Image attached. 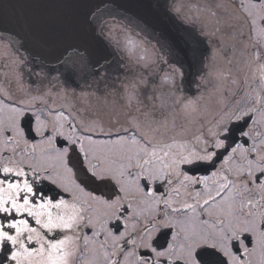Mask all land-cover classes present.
<instances>
[{
	"label": "snow or ice",
	"instance_id": "6c2138e0",
	"mask_svg": "<svg viewBox=\"0 0 264 264\" xmlns=\"http://www.w3.org/2000/svg\"><path fill=\"white\" fill-rule=\"evenodd\" d=\"M113 4L64 0L55 17L16 21L20 47L52 66L35 74L37 95L0 89V264H264V94L249 92L208 119L203 95H183L204 56L200 37L215 35L200 13L137 0L142 13L124 23L131 8L116 5L120 20ZM240 8L256 32L264 93V0ZM169 11L189 27L175 26ZM117 53L125 63L114 66ZM13 55L22 77L27 61ZM110 72L119 87L97 95ZM157 74L165 92L150 79ZM53 89L65 100L95 98L107 119L46 110ZM201 168L209 174H190ZM45 182L67 198L38 187Z\"/></svg>",
	"mask_w": 264,
	"mask_h": 264
},
{
	"label": "flooded vegetation",
	"instance_id": "af4514ba",
	"mask_svg": "<svg viewBox=\"0 0 264 264\" xmlns=\"http://www.w3.org/2000/svg\"><path fill=\"white\" fill-rule=\"evenodd\" d=\"M241 2L242 0H169L170 8L174 6V3L176 5L183 4L186 8L196 7V10H198L200 13L201 21L203 22L206 30L209 33L215 32V35L200 37V39L204 41L202 45L204 56L202 57L201 63L198 65V71L189 70V72L186 74V81L183 89V95L189 98H194L200 95L204 96V101L202 102V104L207 108L208 119L209 116H211L217 109L219 110L221 106L218 101L213 100L210 97L208 98V93L203 90L205 86L198 87V84L199 76L203 75L206 72H211V65L215 64L212 58V51L213 49L216 50L220 46L218 36L223 34L224 37L227 38L228 45V50L226 51V53L219 54L221 56L219 57V62H217L219 63L221 69L223 71L232 69L234 63L237 62V59L242 63V67H237L238 69H241L239 79L235 81L237 83H232L233 94L230 95L225 101L228 106H231L233 101L235 99H238V94H236V91L238 92L240 88L238 90L236 89L239 85H242L243 83L246 84V73L248 70L252 69V64L253 67L256 66L255 68H257L258 70V64L260 63L253 60L252 53L254 47L256 46V32L255 29L250 25L249 18L246 16L243 9L240 8ZM243 2L248 3L249 0H243ZM251 2L255 3L258 2V0H251ZM218 5L219 7H217ZM209 7H211V11L216 13L215 16H211L209 14V12L207 11ZM112 11L117 13V19L124 20L122 13L117 12L115 8H112ZM128 18V20H124V23H128L130 20H134L129 16ZM176 18L181 23L182 28L189 27V25L185 24L178 17ZM217 21L219 22L217 23ZM210 23L212 25L211 29L209 28ZM257 24H260L259 20L257 21ZM192 27L197 33H199L200 23L192 25ZM217 29H219V31H217ZM136 30L138 31V29ZM147 38L151 40L152 35L149 33ZM17 41H19V39L16 36L0 30V89L7 91L14 99H19L24 95V93L20 91L21 88L27 91H31L32 95H37L38 93L36 92V88L39 84V81L35 74L40 72H48L52 66L49 63L41 64L39 61L35 60L33 56L28 53V51L20 47ZM17 49H19V53L27 61V67L21 65L22 77H18L17 73L12 71V68L15 67L12 64V60L15 58L13 53H15ZM259 50L264 52V48H260ZM223 54L225 56L227 54L229 59L228 62L224 60ZM117 63H125V61L120 58L119 53L115 54L113 57L114 66ZM29 69H31V71H29ZM123 71L124 70L122 69L119 73L121 78H123ZM92 79L93 78L91 77V75H87V80L89 83L92 82ZM114 79V74L110 72L109 79L106 82H102L100 84L99 92L97 93V95H102L111 90L113 87L118 88L119 83L117 82L114 85ZM150 79L155 81V85L157 86V88L162 86V91H166V86L161 83L159 74L150 77ZM257 81L259 82L260 89L262 86V82L260 80L259 70L258 75L255 73L253 75V82ZM80 83H84L83 79L80 80ZM77 91H79V89H77ZM5 102L7 103L8 100L5 99ZM40 106L45 107L46 110L52 109L53 111L66 110L67 108L72 107L74 110H79L78 115L85 120L92 119L96 115V113L99 112L101 115L105 116V119H107L106 110L103 109L102 103H98L95 98H93L90 102L65 100L55 94V89H53L52 95L45 97V102ZM121 119H123V117H121ZM180 122L189 129V133H194L199 128V124L195 122L185 123L183 119H179V123ZM29 137L30 139H34L35 141H39L40 139V137L36 136L34 133H29ZM95 138L103 140L109 137L101 135ZM243 139L244 138L239 137L238 134V141L243 142ZM217 166H219V162H217ZM204 172L205 173L197 172L190 174L198 176L209 174L208 171ZM38 187H44L46 191L52 189L49 192L50 195L55 196L59 193L61 195H65V197L67 198L66 194L60 193L59 189L48 184L47 182H45L44 185H38ZM157 188L160 191H164L167 186L165 185L161 187L157 185ZM251 198L258 199V194H253Z\"/></svg>",
	"mask_w": 264,
	"mask_h": 264
},
{
	"label": "water",
	"instance_id": "95a60500",
	"mask_svg": "<svg viewBox=\"0 0 264 264\" xmlns=\"http://www.w3.org/2000/svg\"><path fill=\"white\" fill-rule=\"evenodd\" d=\"M63 2L64 0H0V17L4 19L3 22H0V29L19 37L17 33L20 29L16 24L18 19H44L55 17L61 13L62 9L60 5ZM96 2H98V0H96ZM157 2L164 3L171 9L169 0H157ZM136 3L137 0H115V4L112 6L124 5L126 8H131V12H129L128 15L136 18L137 13H142V9L134 7ZM118 9L124 11L122 8ZM169 15L173 16L172 23L182 28L181 23L171 11H169ZM197 172H204V170L201 168L200 170L193 171V173Z\"/></svg>",
	"mask_w": 264,
	"mask_h": 264
},
{
	"label": "rangeland",
	"instance_id": "374dc122",
	"mask_svg": "<svg viewBox=\"0 0 264 264\" xmlns=\"http://www.w3.org/2000/svg\"><path fill=\"white\" fill-rule=\"evenodd\" d=\"M188 9H191L193 14H195L198 11V10H196V7H188ZM207 21H208V19H207ZM209 28L210 29L212 28L211 23H210ZM218 40H219L220 46L216 50L213 49V51H212V58H213V62L215 64L211 65L210 71H211L212 75H210L208 77V79L210 80V83L203 90H205L208 93L207 94L208 98L210 97L211 99L218 101L221 108H222V106H224L226 104L225 101L228 99V97L233 94L232 93L233 92L232 91L233 90L232 83H237L235 81L239 79V76L241 74V69H238L237 67L238 66L242 67V63L239 62V60L237 59V62L234 63V65L232 66V69L223 71L221 69L219 63H218L219 62L218 60H219V57L221 56L219 54L226 53V51L228 50L227 38L224 37V35L222 34V35L218 36ZM223 56H224L223 57L224 60L228 62L229 59H228L227 54H226V56L223 54ZM234 66H235V68H234ZM255 67L256 66L253 67V64H252V67H251L252 69L247 71V73H246L247 75L245 77L246 84L243 83L242 85H239L237 87L236 90H238L240 88L238 92L236 91V94H238V96H237L238 99L243 98L249 92H252L253 95L260 94L259 93V82L258 81L253 82L254 73L258 75V70ZM239 70H240V72H239ZM158 90H159V92H163L162 91L163 87L162 86L158 87ZM159 92H158V94H159ZM235 100H237V99H235ZM209 119H211V116H209ZM180 123L178 120V124H180ZM177 131H179V129H177Z\"/></svg>",
	"mask_w": 264,
	"mask_h": 264
}]
</instances>
